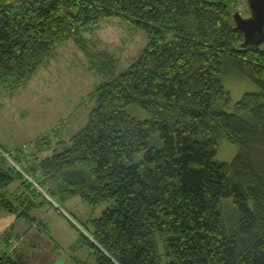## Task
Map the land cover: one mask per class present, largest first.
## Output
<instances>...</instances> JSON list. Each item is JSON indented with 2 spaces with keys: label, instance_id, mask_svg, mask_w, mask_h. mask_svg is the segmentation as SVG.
<instances>
[{
  "label": "trees",
  "instance_id": "1",
  "mask_svg": "<svg viewBox=\"0 0 264 264\" xmlns=\"http://www.w3.org/2000/svg\"><path fill=\"white\" fill-rule=\"evenodd\" d=\"M238 4L0 0L1 89H25L70 42L105 79L71 147L25 165L15 156L23 172L1 156L0 210L37 223L31 213L43 205L35 199L53 206L25 173L42 190L43 182H55L56 192H44L57 205L76 197L91 206L115 203L92 229L79 223L81 245L97 264H165L157 235L167 237L166 264H264V47L242 46ZM111 18L148 39L122 74L113 56L90 51L83 37ZM225 69L260 88L232 113L224 110L231 101L222 84ZM221 139L239 147L231 163L216 161ZM4 256L0 264H25Z\"/></svg>",
  "mask_w": 264,
  "mask_h": 264
},
{
  "label": "rangeland",
  "instance_id": "2",
  "mask_svg": "<svg viewBox=\"0 0 264 264\" xmlns=\"http://www.w3.org/2000/svg\"><path fill=\"white\" fill-rule=\"evenodd\" d=\"M237 13L244 19L252 17L247 0H239L234 15ZM83 37L90 51L108 52L118 61L119 74L140 58L148 43L144 32L134 30L118 18L101 21L99 28L85 32ZM104 81L103 76L91 70L85 52L70 42L58 48L55 57L37 72L25 89L7 92L0 88V158L3 156L11 163L10 159L15 162L13 158L18 156L25 165L34 156L46 159L71 147L73 137L87 126L95 106L93 92ZM222 84L230 94V104L224 109L229 113L234 112L245 94L260 91L254 82L234 70L226 73L225 69ZM49 136L48 145L37 147L38 141ZM238 152L237 145L221 139L216 161L231 163ZM56 186L55 182L42 183L47 192H56ZM43 194L53 206L43 197L35 199L43 205L31 213L37 223L0 210V258L4 253L5 258L11 256L25 264H97L91 249L81 245V232L85 230L79 223L92 229V221L113 209L115 203L108 200L91 206L76 197L57 207L51 197ZM230 203L228 200L224 205ZM166 239V236H156L165 264L169 262L165 256Z\"/></svg>",
  "mask_w": 264,
  "mask_h": 264
},
{
  "label": "water",
  "instance_id": "3",
  "mask_svg": "<svg viewBox=\"0 0 264 264\" xmlns=\"http://www.w3.org/2000/svg\"><path fill=\"white\" fill-rule=\"evenodd\" d=\"M247 1L252 17L244 19L240 13L235 14L236 27L244 35V48H261L264 45V0Z\"/></svg>",
  "mask_w": 264,
  "mask_h": 264
},
{
  "label": "built area",
  "instance_id": "4",
  "mask_svg": "<svg viewBox=\"0 0 264 264\" xmlns=\"http://www.w3.org/2000/svg\"><path fill=\"white\" fill-rule=\"evenodd\" d=\"M7 158H11L10 156H9V154L7 155ZM10 161H11V163H12V165H14L18 170H20V171H22V168L19 166V165H17L15 162H13L11 159H10ZM27 179L29 180V182L37 189V190H39V191H41L42 193H44V191H42V189L40 188V186H39V184L35 181V179L34 178H32V177H30V176H27Z\"/></svg>",
  "mask_w": 264,
  "mask_h": 264
}]
</instances>
